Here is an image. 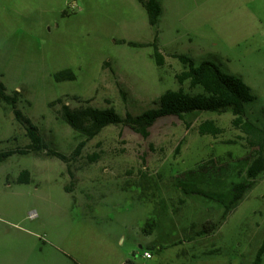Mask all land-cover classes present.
Instances as JSON below:
<instances>
[{
	"label": "rangeland",
	"instance_id": "rangeland-1",
	"mask_svg": "<svg viewBox=\"0 0 264 264\" xmlns=\"http://www.w3.org/2000/svg\"><path fill=\"white\" fill-rule=\"evenodd\" d=\"M157 1L162 12L153 27L137 0H0V80L7 93L20 92L17 106L47 146L68 157L44 150L0 163V252L9 258L22 264H119L123 257L135 264H253L264 243V173L222 218L232 182L245 179L248 156L231 111L164 117L148 137L111 124L85 139L57 113L60 104L50 106L57 98L72 108L88 101L124 117L155 107L167 90L200 93L178 79L184 67L177 53L239 75L255 96L243 118L264 128V0ZM154 40L164 56L160 67ZM67 68L76 79L56 81ZM204 120L222 132L199 134ZM28 143L24 128L0 105V149ZM199 166L207 168L202 176L186 174ZM24 169L31 181L17 183ZM150 218L156 225L146 234ZM208 221L215 230L199 235ZM151 242L166 247L161 260ZM181 243L198 254L216 253L175 260Z\"/></svg>",
	"mask_w": 264,
	"mask_h": 264
},
{
	"label": "trees",
	"instance_id": "trees-1",
	"mask_svg": "<svg viewBox=\"0 0 264 264\" xmlns=\"http://www.w3.org/2000/svg\"><path fill=\"white\" fill-rule=\"evenodd\" d=\"M146 10L148 22L151 26L156 27L161 15V6L157 0H137ZM157 38V31L155 39ZM116 43L127 44L133 47H142L144 44L124 39H116ZM153 58L157 66L164 64V56L160 53L159 48L154 40ZM183 65L184 70L178 79L180 81L188 79L190 85L201 87L202 91L198 94H189L182 89L167 90L159 96L154 103L155 107L147 109L140 114L132 115L129 112L122 117L113 107L98 108L92 105H80L70 107L63 102L61 98H57L50 103V106L60 104L57 113L60 117L76 132L91 139L98 135L100 131L111 124H122L131 130L139 133L142 137H148L149 129L161 118L176 116L183 118L186 114L194 112H216L231 111L233 114L232 125L243 133L246 141L248 156L245 165V179L238 182H232L231 197L228 204H224L225 212L222 218L227 216L230 209L244 196L251 188L253 180L260 174L264 173V128H261L253 122L243 118L245 113V104L255 99L251 88L237 74L227 73L222 68L210 61L201 60L196 62L186 54H173ZM109 65L108 61L103 62V66ZM56 81L75 80V73L67 68L60 70L54 75ZM123 99L125 93L120 90ZM20 92L14 90L11 94L6 92V86L0 80V105L4 110L10 109L14 119L25 130L29 143L25 147H14L0 149V163L12 155L39 154L41 151L46 152L47 156L59 158L67 161L68 157L50 147L44 142L38 126L25 115L17 103L19 101ZM198 133L201 135L217 136L222 132V128L218 127L213 120H204L198 125ZM84 142L79 143L74 154H77ZM207 171L205 166H199L198 169H192L186 172L187 175L198 177ZM201 173V174H200ZM202 176V175H201ZM31 181L28 170H21L18 174L17 183H29ZM187 194L198 193L194 189L183 188ZM202 194V193H199ZM210 199L221 203L219 197L208 196ZM156 225V220L148 219L143 227V232L151 234ZM217 224L215 222H206L199 235H205L209 231L215 230ZM160 246V245H159ZM162 246V245H161ZM165 247V246H162ZM264 252V243L258 248L253 259V264H260ZM216 251L204 252L203 254H215Z\"/></svg>",
	"mask_w": 264,
	"mask_h": 264
},
{
	"label": "crops",
	"instance_id": "crops-1",
	"mask_svg": "<svg viewBox=\"0 0 264 264\" xmlns=\"http://www.w3.org/2000/svg\"><path fill=\"white\" fill-rule=\"evenodd\" d=\"M150 245L157 254L158 259L161 260L162 258L161 256L164 254L166 247H162L157 244H152V242L150 243ZM177 245L178 244H171L169 245V247L170 246L176 247ZM180 245H182V243ZM149 253L151 254V258H152L153 254L151 252ZM204 256H208V255L203 253L201 254L195 253L193 248L184 245H182V248H178L177 251H174L173 253V257L175 260L185 259L186 261L188 260L195 261L201 259ZM0 264H22V263L16 260V255L14 257L9 258L5 253L0 252ZM119 264H135V263L133 258L123 257V260H121Z\"/></svg>",
	"mask_w": 264,
	"mask_h": 264
},
{
	"label": "built area",
	"instance_id": "built-area-1",
	"mask_svg": "<svg viewBox=\"0 0 264 264\" xmlns=\"http://www.w3.org/2000/svg\"><path fill=\"white\" fill-rule=\"evenodd\" d=\"M145 256L148 258V257H151V254L149 252H146Z\"/></svg>",
	"mask_w": 264,
	"mask_h": 264
}]
</instances>
